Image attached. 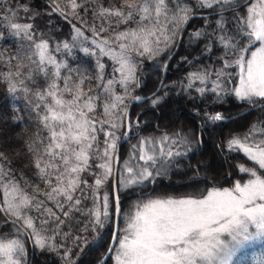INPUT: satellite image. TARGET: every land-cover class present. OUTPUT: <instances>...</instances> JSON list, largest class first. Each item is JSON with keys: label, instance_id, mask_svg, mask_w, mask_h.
Listing matches in <instances>:
<instances>
[{"label": "snow or ice", "instance_id": "6c2138e0", "mask_svg": "<svg viewBox=\"0 0 264 264\" xmlns=\"http://www.w3.org/2000/svg\"><path fill=\"white\" fill-rule=\"evenodd\" d=\"M49 7L72 26L80 50L96 57L95 74L74 77L49 41L37 37L33 23L18 22L21 12L31 15L26 4L4 0L0 5L3 30L26 49L3 58L9 70L0 77L13 97L22 94L38 129L26 143L38 182L22 171L17 174L0 151V215L10 222V228L0 229L10 233L0 235V264H27L29 241L33 252L60 254L63 264H76L67 241L79 252L89 243L87 236L66 230L76 214L87 219L78 232L93 234L90 250L103 247L101 230L112 226L98 264H233L247 245L264 240V120L222 145V151L254 162L253 167L238 166L246 179L199 196H136V190L168 175L188 155L187 136L140 137L128 159L121 161L119 154V142L140 123L130 114V102L146 99L134 94L141 65L158 57L170 60L199 9L211 10L214 19L204 16L203 25L211 27L194 29L190 42L203 41L208 55L216 46L220 66L215 72H189L184 87L215 103L233 97L264 112V0H120L108 6L101 0H50ZM89 11L92 24L82 15ZM75 21L87 24L92 38ZM62 47L68 53L74 45L64 42ZM60 50V45L54 49ZM104 57L111 61L107 77ZM166 67L160 62L157 70ZM86 81H95V88H85ZM161 101L156 93L148 100L153 108ZM225 119L219 112L204 114L205 123L213 125ZM196 140L202 143L199 136ZM121 190L135 196L123 215ZM86 201L90 207H82ZM256 264H264V256Z\"/></svg>", "mask_w": 264, "mask_h": 264}, {"label": "trees", "instance_id": "16d2710c", "mask_svg": "<svg viewBox=\"0 0 264 264\" xmlns=\"http://www.w3.org/2000/svg\"><path fill=\"white\" fill-rule=\"evenodd\" d=\"M101 2L108 6L111 3H119L120 0H101ZM3 3L4 0H0V5ZM49 3L50 0H7L9 5L26 4L29 7L31 15L21 12L18 22L33 23L37 37L49 41L53 54L58 60L69 65L74 77L80 74L93 76L96 68V57L88 56L80 50L78 42L72 40L75 34L72 26L58 14L50 13ZM196 11L198 14L211 12L207 9ZM82 15L88 24L93 23L91 11L82 12ZM207 17L209 21L214 19L213 16ZM75 23L82 27L89 38H92L87 24L81 25L79 21H75ZM96 23L99 24V21ZM202 25L203 18H197L190 22L179 50L170 62L165 75L164 70H157L160 62H167L164 57H158L155 61L146 60L140 67L138 73L141 75L140 87L136 89L134 94L146 98L159 89L157 95L162 97V101L156 108H153L148 102L151 98L131 106V116L134 120L138 119L140 123L139 126H133L129 140L122 145L121 161L128 159L132 145L137 144L140 137L153 136L158 138L164 133L171 136H175L177 133L187 136L191 142L192 150L187 156L180 158L178 166L172 169L168 175L158 177L154 184L144 188L143 191L136 190V196H199L213 187L231 188L235 181L242 180V177L246 179L244 174L238 172L239 165L254 166V162L247 160L243 155L234 157L232 154L222 151V145L230 136L245 132L251 124L264 120V112L259 108L239 118H233L235 115L250 109L251 106L241 104L233 97H226L223 103H215L209 97L201 98L194 90H188L184 87L189 72L205 68L215 72L220 66L218 60L220 53H218L216 46L213 47V54L208 55L203 54V41L190 42L191 32ZM203 26L211 27V24ZM0 34H2L0 35V72H6L9 69L3 63V58L16 54L23 55V51L26 49L22 50L19 38H13L10 31L3 30L2 19H0ZM64 42L74 45L71 52H65L62 47ZM57 45L61 47L60 52L54 51ZM183 58H187V60ZM102 62L106 64L105 76L107 77L111 73V61L104 57ZM25 63H28L27 60ZM11 67L12 70H15V61ZM40 83L42 84L43 81ZM88 86L95 88V81H92L91 85L86 81L85 88ZM130 103L132 104V102ZM174 105L178 106L180 113L186 114L187 118H183L179 122L166 121ZM206 112L222 113L229 121L215 125L205 123L204 114ZM164 119L165 121H163ZM37 131L34 114L29 111L22 94L18 93L16 97H13L7 91L5 81L0 77V151L9 157L7 163L17 174L22 171L27 179L34 182L38 181L33 175L26 143L36 138ZM121 135L123 134L121 133ZM198 136L202 139V143L197 142L196 137ZM204 171L208 174L206 178L203 177ZM185 180L187 181L185 182ZM180 181L182 182L178 183ZM89 182L91 183V178H89ZM41 189L46 190V186L41 184ZM134 201L135 196L121 190L122 215L131 208ZM84 206L90 207V202L86 201L82 207ZM85 224H87V219L76 214L75 220L68 224L66 229L73 234L88 237L89 243L84 251L79 252L71 239L67 241L66 246L73 248L76 264H98L109 247L112 226L109 225L101 230V235L104 236L103 247H98L97 250L93 251L90 250L93 247V234L91 232H78V229H82ZM122 226L123 220H121V228ZM8 228H10V222H7L0 215V229ZM9 234L8 231L0 233L4 236ZM29 246L27 264H63L60 254L47 251L33 252L30 242ZM60 252L63 253V249ZM261 256H264V241L241 250L234 258L233 264H256L257 259Z\"/></svg>", "mask_w": 264, "mask_h": 264}, {"label": "water", "instance_id": "95a60500", "mask_svg": "<svg viewBox=\"0 0 264 264\" xmlns=\"http://www.w3.org/2000/svg\"><path fill=\"white\" fill-rule=\"evenodd\" d=\"M204 16H211V15H209V14H198V17L193 18L192 20L197 19V18H203ZM192 20H190V22H191ZM190 22L188 23V25H187V27H186V29H185V31H184V33H183L181 39L179 40V42H178V44H177V46H176L175 51H174L173 54L171 55V59H170V60H167V62H166L167 67H166V69H164V75H165V73H166V71H167V68H168L170 62L172 61L173 57L177 54V52H178V50H179V47H180L181 42H182V39H183V37H184V34H185V32H186V30H187V28H188ZM158 90H159V89H158ZM158 90L155 92L156 94H157ZM152 96H153V94L150 95L149 97H146L145 100L152 98ZM134 104H135V102H132L131 106L134 105ZM257 109H259V108H252V107H251L250 109H248V110H246V111H244V112H242V113H240V114L234 116L233 118H239V117H241V116H243V115H246V114H248L249 112L254 111V110H257ZM130 112H131V107H130ZM226 121H229V119H226ZM129 138H130V133L128 134V138H127V139H122V140L119 142V154H120V151H121V147H122V145H123V144H124ZM105 254H106V253H105Z\"/></svg>", "mask_w": 264, "mask_h": 264}, {"label": "rangeland", "instance_id": "374dc122", "mask_svg": "<svg viewBox=\"0 0 264 264\" xmlns=\"http://www.w3.org/2000/svg\"><path fill=\"white\" fill-rule=\"evenodd\" d=\"M181 111L179 110V107L178 106H176V105H174L172 108H171V110H170V112H169V117L166 119V121L167 120H169V121H171V122H179L181 119H183V118H187V115L186 114H182V113H180ZM131 113V112H130ZM236 116V115H235ZM163 121H165V119L163 120ZM199 163H200V161H199ZM203 164V163H202ZM204 165V164H203ZM204 168H205V165H204ZM201 173H203V172H201ZM204 175H203V177H207L208 176V174L204 171V173H203ZM187 180H191V179H187ZM187 180H185V182L187 181ZM182 181H180V182H178V183H181ZM122 228H123V226H122ZM121 228V229H122ZM264 240H258V241H255V242H253V243H251V244H249V245H247L245 248H248V247H251V246H255V245H258V244H260V243H262ZM30 242V241H29ZM30 244H31V242H30ZM244 248V249H245ZM243 250V249H242Z\"/></svg>", "mask_w": 264, "mask_h": 264}]
</instances>
